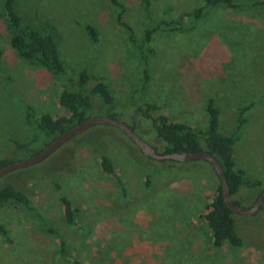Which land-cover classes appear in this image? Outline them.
<instances>
[{
  "label": "rangeland",
  "instance_id": "1",
  "mask_svg": "<svg viewBox=\"0 0 264 264\" xmlns=\"http://www.w3.org/2000/svg\"><path fill=\"white\" fill-rule=\"evenodd\" d=\"M231 1L235 7L185 15L178 21L183 30L170 31L161 22L138 49L147 26L176 20L202 0H150L147 12L140 0H119L122 7L109 0H14L21 25L53 26L64 68L54 74L30 65L10 46L0 0V159L22 160L42 145L43 139L31 141L35 133L22 105L31 107L32 118L63 114L59 92L76 89L77 74L86 69L85 87L101 80L113 97L104 106L91 95L89 117L113 113L157 151L163 146L153 123L159 114L204 128V105L213 98L220 129L228 133L237 109L249 105L233 158L261 184L241 186L233 198L250 205L264 189V4ZM100 153L110 157L123 190L99 170ZM7 183L27 192L40 216L11 204L0 207V223L10 235L8 243L0 238V264H71L58 256L57 237L80 264H264V202L254 215L233 216L240 246L225 241L211 247L200 212L218 184L214 172L200 161L148 158L109 124L93 125L40 162L0 177V186ZM61 196L75 210L73 226L63 222Z\"/></svg>",
  "mask_w": 264,
  "mask_h": 264
},
{
  "label": "trees",
  "instance_id": "2",
  "mask_svg": "<svg viewBox=\"0 0 264 264\" xmlns=\"http://www.w3.org/2000/svg\"><path fill=\"white\" fill-rule=\"evenodd\" d=\"M13 1L14 0H2V15L9 31L10 46L30 65L43 67L54 74H63L64 68L57 51L53 26L49 23H45L41 27L21 25L20 19L13 9ZM109 2L115 6L122 7L119 0H109ZM140 3L143 9L147 12L150 0H140ZM263 4L264 0H252L250 2L251 6H261ZM217 5H223L226 7L236 6L231 0H202L198 7L189 12L180 13L176 20L170 22L160 20L159 23H156L153 26H147L143 30L140 41L137 42L138 49L142 48V44L150 40L152 33L158 27H161L159 26L161 22L166 23L170 31L183 30V27H179L178 21L185 15H192L194 18H198L201 17L205 9ZM117 18L120 19V16ZM171 22L175 25H169ZM121 24L127 28L129 39L136 42L133 40L131 30L124 25V23ZM85 30L93 41L97 40V32L94 26L89 24L85 25ZM146 51L148 53L151 52L150 49H146ZM144 57L146 58V56ZM89 77L87 70L81 69L76 78L77 81L75 85L77 88L74 90L63 89L59 92L57 101L59 106L64 110L63 114L57 116L42 114L36 118H32L31 115H33V112L31 107L27 104L22 105L26 114L30 115V118L26 117L27 123L32 126L35 133L31 141L43 139L42 145L33 150L30 153L31 155L38 152L45 144L61 132L72 127L76 123L87 119L89 117L88 112L92 106L90 101L91 95L96 96L104 106L112 105L113 97L105 83L101 80L93 82L89 89L85 87ZM248 107L249 105H245L237 109L236 118L228 133L222 132L220 129L219 108L215 105L213 98H208L204 105L206 113V125L204 128L193 129L190 125L184 122L170 121L165 115L159 114L153 123L155 133L162 141L163 146L161 151H157L153 146L152 147L159 154L180 151L198 152L202 150L212 154L223 169L229 194L233 201L239 204V202L233 198V195L239 191L241 186L255 188L261 184L259 179H250L243 169L236 167L233 158L234 144L238 140L241 125L245 121L242 113ZM148 108L155 110L157 107H155V105H149ZM114 115L115 114L112 113L110 116L115 117ZM160 161H170L174 164L175 162H179L171 159H162ZM194 161L206 163L212 170L207 161ZM10 162H12V160L0 159V167H3ZM97 165L102 173L113 176L116 184L123 190L122 180L115 174L114 166L109 156L100 153ZM144 184L148 185L147 179ZM59 203L61 205L63 222L69 226L75 225V210L71 206L70 201L64 196H61L59 198ZM6 204H11L14 208L16 207L18 210L21 209V211L28 212L32 216H40L35 210L30 195L27 192L16 189L10 183L0 186V207ZM259 209H262V204ZM234 215L235 214L229 210L222 200L221 187L218 180V184L213 190L211 197L206 203H204L202 211L200 212V216L209 230L208 241L211 247L217 248L225 241L231 246L238 247L241 245V237L237 233L235 227ZM45 229L49 233L56 234L54 229L48 227H45ZM0 238L7 243L10 242L8 229L1 223ZM57 238L58 256L70 261L71 264H80L76 256L72 254L71 249L66 245L65 241L61 237Z\"/></svg>",
  "mask_w": 264,
  "mask_h": 264
},
{
  "label": "water",
  "instance_id": "3",
  "mask_svg": "<svg viewBox=\"0 0 264 264\" xmlns=\"http://www.w3.org/2000/svg\"><path fill=\"white\" fill-rule=\"evenodd\" d=\"M96 124H109L111 126L118 128L132 143H134L138 147V149L143 155L151 157L155 160L171 159L176 161H186V160L207 161L210 164L212 170L214 171L217 179L219 180L222 200L233 214L254 215L257 213L261 203L264 201V189H263L250 206H242L235 203L231 195L229 194L222 167L220 166L215 156L208 153L207 151H203V150L198 152L180 151V152H173L168 154H159L149 143H147L138 134H136V132L130 125L111 116H92V117H88L87 119L81 122L76 123L72 127L66 129L65 131L61 132L56 137H54L52 140H50L38 152L22 160L12 161L10 163H7L3 167H0V177L15 169L27 167L40 162L45 157H47L52 151H54L57 147H59L63 142H65L67 139L73 137L79 132Z\"/></svg>",
  "mask_w": 264,
  "mask_h": 264
},
{
  "label": "flooded vegetation",
  "instance_id": "4",
  "mask_svg": "<svg viewBox=\"0 0 264 264\" xmlns=\"http://www.w3.org/2000/svg\"><path fill=\"white\" fill-rule=\"evenodd\" d=\"M130 126L134 129V126H132V125H130ZM262 203H263V202H262ZM262 203H261V204H262ZM251 204H252V203H251ZM259 210H260V209H258V211H259ZM258 211H257V212H258Z\"/></svg>",
  "mask_w": 264,
  "mask_h": 264
}]
</instances>
